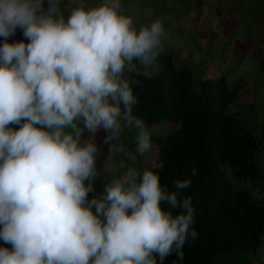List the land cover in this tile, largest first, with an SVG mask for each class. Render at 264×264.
<instances>
[{
	"label": "clouds",
	"instance_id": "obj_1",
	"mask_svg": "<svg viewBox=\"0 0 264 264\" xmlns=\"http://www.w3.org/2000/svg\"><path fill=\"white\" fill-rule=\"evenodd\" d=\"M17 30L28 43H8ZM0 38V241L10 246H0V264L182 261L198 236L192 197L179 199L192 181L169 191L162 162L134 166L152 136L132 114L126 76L136 62L145 71L157 64L169 39L163 20L137 26L121 0H79L67 16L61 0H0ZM133 129L128 151L121 137ZM101 130L123 171L90 199Z\"/></svg>",
	"mask_w": 264,
	"mask_h": 264
},
{
	"label": "trees",
	"instance_id": "obj_2",
	"mask_svg": "<svg viewBox=\"0 0 264 264\" xmlns=\"http://www.w3.org/2000/svg\"><path fill=\"white\" fill-rule=\"evenodd\" d=\"M70 1L61 0L65 16L74 7ZM164 1L176 3V9L172 7L167 13L177 21L188 19L190 13L195 20L202 18L203 5L208 7L210 19H214L208 18V23L221 26L233 19L235 29L226 40L232 42L236 38L235 51L228 61L225 50H220L217 64L205 57L200 61L183 59L176 66L172 51H166L172 41H166L152 69L145 71L136 62L126 70L137 100L132 114L146 126H171L170 130L151 134L156 162L163 163L162 170H158L161 185L176 191L175 181H192L180 191L179 199L192 197L196 210L193 227L198 236L184 245L182 261L173 254L164 264H259L261 249L264 250V0ZM216 5L221 13L214 10ZM181 24L187 30L194 26L189 19ZM181 24L164 27L168 32L181 33ZM236 29L244 44L238 45ZM12 41H17L16 36L8 43ZM248 61L253 69L247 71V79L236 76L239 67ZM130 137L126 140L122 135L121 142L128 151H135L134 138ZM104 138L103 130L97 133L102 156H110L111 164L118 163L122 157L108 152ZM141 161L137 154V163ZM193 168L197 169L194 177ZM97 169L99 176L90 199L98 196L112 178L103 167ZM122 171L118 168L116 175ZM162 207L173 215L182 211L170 209L167 204ZM0 246L8 247L2 241Z\"/></svg>",
	"mask_w": 264,
	"mask_h": 264
},
{
	"label": "rangeland",
	"instance_id": "obj_3",
	"mask_svg": "<svg viewBox=\"0 0 264 264\" xmlns=\"http://www.w3.org/2000/svg\"><path fill=\"white\" fill-rule=\"evenodd\" d=\"M87 5L89 7L98 5L101 0H86ZM124 11L127 14H130L137 26L143 25L144 21H147L145 25L151 23L153 20L160 18L164 22V26H179L181 23H183L185 20H188L193 22V28L190 30H187L185 24H181L182 32L179 33L177 31L168 32L169 39L167 42L172 41V43L167 46L166 51H172L175 58L173 62L177 66L180 64L179 62H182L183 59H189L192 61H200L203 60L205 57L208 58V61L211 63H219L218 57L220 54V50H225V57L228 61L231 59V54L235 51V40L234 37L232 42L227 41L226 39L232 34V32L235 29V25L233 24V19L226 20L224 25L218 26V24L214 23H208L207 19H210V12L208 10V7L203 5L202 7V18H198L195 20V16L193 13H190L188 16V19L181 18V21H177L174 18V15H168V11H172V7L176 9V3L169 2L166 3L164 0H121ZM70 3L72 5H76L79 3V0H71ZM194 2L191 1L192 6ZM71 10V8H70ZM69 10V12H70ZM216 11H220L219 7L216 5L215 9ZM215 13V12H214ZM221 13V11H220ZM216 16V13H215ZM236 18H234L235 20ZM210 21H214L213 17L211 16ZM241 31V30H239ZM238 33L237 29L235 31ZM239 34V33H238ZM16 38L17 42H20L23 40L22 32L20 30H17L16 32ZM238 39V45L243 43V38L241 36V32L239 34ZM16 42V41H15ZM24 43H28L27 40H23ZM13 43V42H12ZM244 44V43H243ZM196 50V51H195ZM195 51V52H193ZM176 57H179L180 60L176 59ZM252 61V60H251ZM188 61H186L185 64H187ZM192 63V62H191ZM133 67V66H132ZM131 67V69H132ZM252 65L251 62L248 61L247 65L243 66L241 69L239 67V70H237V75H240L242 79H247V71H251ZM221 71H225V68L222 67ZM151 132V134H157L160 133L161 130L167 131L171 129V126L169 123H163L156 126L149 125L147 126ZM251 132H256V129L253 127H248ZM163 132V131H162ZM135 130H125L123 136L125 139L130 140L132 139L130 136L135 138ZM105 135H108L105 133ZM153 143V142H152ZM98 145V144H97ZM107 146V145H106ZM105 146V148H106ZM99 147V146H98ZM101 147H99V158L97 161V167H103L106 171L111 173V177L116 175V170L119 168L118 163H112V159L110 156H102L101 154ZM264 156V151H263ZM142 159L141 162L134 165L137 167V170L143 171L145 168L151 167L152 161L157 160V151L156 146L152 144V149L149 153H147L145 156H140ZM10 247V246H8ZM260 251V250H259ZM260 263L264 264V250L259 255Z\"/></svg>",
	"mask_w": 264,
	"mask_h": 264
}]
</instances>
